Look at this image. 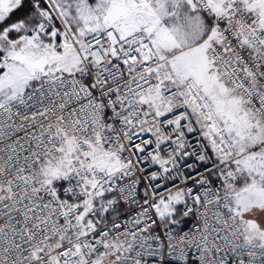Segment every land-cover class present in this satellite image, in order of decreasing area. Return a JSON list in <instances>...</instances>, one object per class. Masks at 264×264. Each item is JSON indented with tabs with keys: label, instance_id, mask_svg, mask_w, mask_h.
<instances>
[{
	"label": "snow or ice",
	"instance_id": "obj_1",
	"mask_svg": "<svg viewBox=\"0 0 264 264\" xmlns=\"http://www.w3.org/2000/svg\"><path fill=\"white\" fill-rule=\"evenodd\" d=\"M145 253L264 264V0H0V264Z\"/></svg>",
	"mask_w": 264,
	"mask_h": 264
},
{
	"label": "built area",
	"instance_id": "obj_2",
	"mask_svg": "<svg viewBox=\"0 0 264 264\" xmlns=\"http://www.w3.org/2000/svg\"><path fill=\"white\" fill-rule=\"evenodd\" d=\"M158 167L159 166H154V169L158 168ZM140 190H141V194H142L143 184L140 185ZM130 207L132 208V212L128 213V214L134 215L135 214V205H131ZM185 230H187L186 227H185ZM154 247H155V245H154ZM143 261H144V264H161V257L159 255L153 256V255H149L148 253H145L143 256Z\"/></svg>",
	"mask_w": 264,
	"mask_h": 264
}]
</instances>
